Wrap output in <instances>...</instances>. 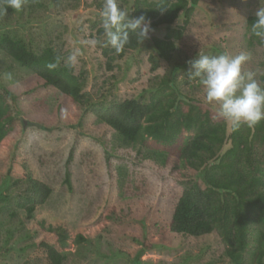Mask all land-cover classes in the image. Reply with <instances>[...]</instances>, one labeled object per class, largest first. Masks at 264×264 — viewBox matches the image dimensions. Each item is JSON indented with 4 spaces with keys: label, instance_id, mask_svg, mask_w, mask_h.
Segmentation results:
<instances>
[{
    "label": "rangeland",
    "instance_id": "1",
    "mask_svg": "<svg viewBox=\"0 0 264 264\" xmlns=\"http://www.w3.org/2000/svg\"><path fill=\"white\" fill-rule=\"evenodd\" d=\"M133 2L118 0L130 16ZM103 3L24 0L19 11L6 12V4L0 5V38L9 37L35 55L51 49L61 65H70L67 57L77 47L82 50L70 66L88 100L74 104L0 50V98L11 120L0 142V264H26L43 238L40 223L65 229L63 264H233L217 232L192 238L168 231L182 192L193 183L201 185L197 173L179 160L185 135L170 145L146 136L126 143L94 112L128 99L165 104L174 97V87L201 113L208 111L211 121H224L218 107L206 101L198 78H190L188 61L199 52L246 53L250 59L242 71L253 73L264 87V43L247 24L264 3L200 0L170 62L159 59L151 43L152 37L165 36L166 27L152 28L149 38L122 58L112 47L102 46ZM182 23L180 16L172 28ZM89 39L101 44L93 48L82 43ZM180 108L186 113L189 106L180 103ZM28 179L50 189L46 202L30 215ZM256 229L253 223L244 264H254ZM57 239L48 238L59 248Z\"/></svg>",
    "mask_w": 264,
    "mask_h": 264
},
{
    "label": "trees",
    "instance_id": "2",
    "mask_svg": "<svg viewBox=\"0 0 264 264\" xmlns=\"http://www.w3.org/2000/svg\"><path fill=\"white\" fill-rule=\"evenodd\" d=\"M200 0H157L152 2L134 0L131 17L145 15L151 21V28L166 27L162 39L151 38L159 59L170 62L189 22V14ZM4 0H0V5ZM183 16L182 25L172 28ZM255 17L247 20L251 27ZM140 46L136 35L129 34V43L117 53L122 58L128 50ZM0 50L12 58L20 67L29 70L45 86L54 88L74 104L88 102L82 93L81 83L73 74L70 65H61L51 49L35 55L23 44L0 38ZM56 63L55 69H49ZM168 85V82L164 83ZM174 97L163 104L154 99L141 104L128 99L113 104L105 110L95 111L97 120L114 131L126 143H135L144 136L163 145L179 140V160L188 169L197 173L201 185L193 183L183 191L173 209L168 231L192 238H199L217 232L224 245L226 257L233 264H244V254L250 246L251 225L257 226L254 264H264V120L254 127L241 125L233 128L225 121H211L208 111L201 113L198 105L186 98L176 88ZM180 103L189 106L185 113ZM203 114V118H201ZM8 107L0 98V142L10 127ZM189 134V135H188ZM31 195L27 197L28 214L43 205L50 195V189L40 181L28 179ZM42 239L25 261L26 264H63L67 233L64 228H45L40 223ZM49 235L58 237L59 243H51ZM82 238L79 236L77 241Z\"/></svg>",
    "mask_w": 264,
    "mask_h": 264
},
{
    "label": "clouds",
    "instance_id": "3",
    "mask_svg": "<svg viewBox=\"0 0 264 264\" xmlns=\"http://www.w3.org/2000/svg\"><path fill=\"white\" fill-rule=\"evenodd\" d=\"M4 3L6 7L2 11L6 12L8 8L19 11L24 0H4ZM99 15L102 18L103 36L106 38L102 46H110L117 53L129 43L130 33H134L138 42L143 43L153 31L151 21L145 15L131 17L129 11L120 7L118 0H104ZM254 16L251 32L264 43V6H258ZM82 43L94 48L101 41L89 39ZM81 55L82 50L77 47L67 57L68 63H76ZM249 59L246 53L230 56L199 52L195 59L188 61L190 78H198L205 90L206 101L218 107L219 117L233 130L241 125L251 128L264 120V87L254 79L253 73L242 71V65ZM47 67L55 69L57 64L50 63Z\"/></svg>",
    "mask_w": 264,
    "mask_h": 264
},
{
    "label": "water",
    "instance_id": "4",
    "mask_svg": "<svg viewBox=\"0 0 264 264\" xmlns=\"http://www.w3.org/2000/svg\"><path fill=\"white\" fill-rule=\"evenodd\" d=\"M89 14H95L94 11H87Z\"/></svg>",
    "mask_w": 264,
    "mask_h": 264
}]
</instances>
